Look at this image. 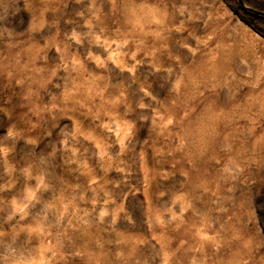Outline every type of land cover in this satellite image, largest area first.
<instances>
[{
	"label": "rangeland",
	"instance_id": "1",
	"mask_svg": "<svg viewBox=\"0 0 264 264\" xmlns=\"http://www.w3.org/2000/svg\"><path fill=\"white\" fill-rule=\"evenodd\" d=\"M0 264H264V15L0 0Z\"/></svg>",
	"mask_w": 264,
	"mask_h": 264
},
{
	"label": "water",
	"instance_id": "2",
	"mask_svg": "<svg viewBox=\"0 0 264 264\" xmlns=\"http://www.w3.org/2000/svg\"><path fill=\"white\" fill-rule=\"evenodd\" d=\"M238 3H239L243 8H245V9H247V10L253 12V13L264 15V10H259V9L253 8V7H251V6L247 5V4H245V3L243 2V0H238Z\"/></svg>",
	"mask_w": 264,
	"mask_h": 264
},
{
	"label": "bare ground",
	"instance_id": "3",
	"mask_svg": "<svg viewBox=\"0 0 264 264\" xmlns=\"http://www.w3.org/2000/svg\"><path fill=\"white\" fill-rule=\"evenodd\" d=\"M232 47H233V45H232ZM224 48H225V47H224ZM226 48H227V47H226ZM227 49H228V48H227ZM229 49H230V48H229ZM229 51H230V50H229ZM231 52H232V51H231ZM234 52H235V51H234ZM225 54H227V53H225ZM233 55L235 56V54H233ZM219 56H220V55H219ZM227 60H228V59H227ZM216 62H217V61H216ZM228 62H229V61H228ZM233 62H234V61H233ZM208 63H209V62H208ZM226 63H227V61H226ZM226 65H227V64H225V66H226ZM209 66H210V65H209ZM219 66L221 67V68L219 67L220 69H223L222 66H224V64L221 63V64H219ZM210 67H211V66H210ZM226 68H228V67H226ZM220 69H219V70H220ZM224 69H225V68H224ZM224 69H223V70H224ZM212 70H213V72H214V70H218V67L215 66V68H213ZM213 72H212V73H213ZM218 72H219V71H218ZM223 72H224V71H223ZM218 74H219V73H218ZM200 75H201V74H200ZM221 75H222V74H221ZM218 76H219V78L221 77L220 74H219ZM201 77H202V75H201Z\"/></svg>",
	"mask_w": 264,
	"mask_h": 264
}]
</instances>
